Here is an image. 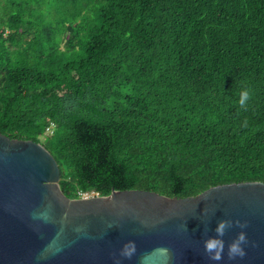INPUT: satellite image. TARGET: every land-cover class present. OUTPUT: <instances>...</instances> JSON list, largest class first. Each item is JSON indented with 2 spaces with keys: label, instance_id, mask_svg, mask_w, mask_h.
Returning <instances> with one entry per match:
<instances>
[{
  "label": "trees",
  "instance_id": "obj_1",
  "mask_svg": "<svg viewBox=\"0 0 264 264\" xmlns=\"http://www.w3.org/2000/svg\"><path fill=\"white\" fill-rule=\"evenodd\" d=\"M0 132L71 198L264 181V0H6Z\"/></svg>",
  "mask_w": 264,
  "mask_h": 264
},
{
  "label": "water",
  "instance_id": "obj_2",
  "mask_svg": "<svg viewBox=\"0 0 264 264\" xmlns=\"http://www.w3.org/2000/svg\"><path fill=\"white\" fill-rule=\"evenodd\" d=\"M224 220L223 259L213 261L204 241ZM241 231L246 255L232 258L228 244ZM129 241L135 251L126 256ZM0 264H264V181L186 197L113 189L71 198L42 142L0 132Z\"/></svg>",
  "mask_w": 264,
  "mask_h": 264
},
{
  "label": "clouds",
  "instance_id": "obj_3",
  "mask_svg": "<svg viewBox=\"0 0 264 264\" xmlns=\"http://www.w3.org/2000/svg\"><path fill=\"white\" fill-rule=\"evenodd\" d=\"M252 91L249 88H243L239 92V105L241 107H246L248 101L251 99ZM239 223V222H238ZM230 222L227 220L221 221L217 228L215 236H210L204 241V249L208 253L209 257L213 261H220L223 259L224 251H225V240L223 236L225 234V230L229 227ZM246 224H241V228H245ZM247 242V233L245 231H241L236 239H234L230 244H228V254L230 257H243L246 255L245 243ZM135 251V242L129 241L123 250V255L130 256ZM166 251V250H165Z\"/></svg>",
  "mask_w": 264,
  "mask_h": 264
},
{
  "label": "rangeland",
  "instance_id": "obj_4",
  "mask_svg": "<svg viewBox=\"0 0 264 264\" xmlns=\"http://www.w3.org/2000/svg\"><path fill=\"white\" fill-rule=\"evenodd\" d=\"M6 3V0H0V10H4V4ZM41 7H45V4H41ZM80 20V19H79ZM65 38L62 40L61 42V47L64 48L65 47Z\"/></svg>",
  "mask_w": 264,
  "mask_h": 264
},
{
  "label": "built area",
  "instance_id": "obj_5",
  "mask_svg": "<svg viewBox=\"0 0 264 264\" xmlns=\"http://www.w3.org/2000/svg\"><path fill=\"white\" fill-rule=\"evenodd\" d=\"M97 192H95V191H91V192H89V191H81L80 192V197H88V196H91V195H93V194H96Z\"/></svg>",
  "mask_w": 264,
  "mask_h": 264
}]
</instances>
